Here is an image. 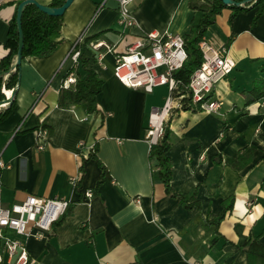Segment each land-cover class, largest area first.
I'll return each mask as SVG.
<instances>
[{"label": "crops", "instance_id": "1", "mask_svg": "<svg viewBox=\"0 0 264 264\" xmlns=\"http://www.w3.org/2000/svg\"><path fill=\"white\" fill-rule=\"evenodd\" d=\"M19 1L0 0V59L7 52L9 21ZM102 2L74 0L63 15L64 41L56 51L22 60L15 107L0 123V161L6 165L0 167L2 203L28 195L70 202L63 220L44 238L28 239L33 264H248L231 242L241 247L251 233L264 230V86L257 87L264 82V14L253 24L254 8L230 23L231 10L225 8L207 28L204 38L216 48L225 46L236 65L214 87V98L222 102L217 111H181L171 120L175 138L166 154L172 165L171 189L177 194L197 189L201 205L186 209L166 193L149 161L148 117L153 107L163 105L165 95L156 102L151 93L126 87L113 75L112 54L98 67L84 47L85 68L104 81L97 96L100 111L88 113L80 105L61 108L58 95L71 63L60 66L82 34L86 45L100 39L118 52L143 32L169 30L186 37L208 0H136L131 9L138 27L128 33L117 25L116 0L104 7ZM45 119L51 130L39 149L36 129ZM94 146L97 158H88ZM248 146L254 151L243 168L226 163ZM98 161L105 166L99 186ZM74 176L79 177L77 187L71 182ZM86 189L94 191L88 200ZM231 196L233 211L219 228L230 243L214 245L213 229L204 219L220 214Z\"/></svg>", "mask_w": 264, "mask_h": 264}, {"label": "built area", "instance_id": "2", "mask_svg": "<svg viewBox=\"0 0 264 264\" xmlns=\"http://www.w3.org/2000/svg\"><path fill=\"white\" fill-rule=\"evenodd\" d=\"M106 1L103 0L101 7ZM136 0H116L118 10L117 25L128 33L138 27L131 5ZM100 7V8H101ZM133 35V34H132ZM84 47L90 53L92 65L104 67L103 59L106 54L113 55V75L123 85L133 89H142L153 93L156 88L166 87L164 102L161 107H153L148 117L147 141L152 147L163 133L164 123L176 112L184 111V107H199L200 111L215 112L222 102L214 98L215 85L229 75L236 63L228 54L225 46L214 47L211 42L203 38L199 47L203 54L201 66L191 75L187 85L180 88V81L174 76L186 60L185 36L180 33L164 30L162 32H143L135 35L126 45L123 52H118L114 44L95 39L85 44L84 34L72 44L71 49L64 57L61 66L71 63V70L61 84V88H69L76 81L75 69L87 56ZM88 67V65H87ZM12 90L6 91L7 103ZM208 99L207 97L210 95ZM4 105V103H2ZM264 106V98L262 100ZM20 130L18 126L15 132ZM49 138L47 129L36 131V145L43 148ZM83 149L84 144L80 143ZM83 157H87L83 154ZM6 165L0 161V167ZM72 184L77 187L79 177L71 178ZM94 195L92 189H86L85 199ZM139 203L140 199L137 198ZM70 202L61 198H45L28 195L20 202L4 205L1 201L0 184V262L7 264H33L27 241L29 238H44L66 213Z\"/></svg>", "mask_w": 264, "mask_h": 264}, {"label": "trees", "instance_id": "3", "mask_svg": "<svg viewBox=\"0 0 264 264\" xmlns=\"http://www.w3.org/2000/svg\"><path fill=\"white\" fill-rule=\"evenodd\" d=\"M65 1L66 0H51L50 7H60ZM231 1V4H224L222 0H208V5L202 7L201 16L193 23L189 34L185 37L187 60L184 66L174 74L175 78L181 82L179 85L181 89H183L184 85L189 83L191 75L201 66L203 54L199 47V43L204 38L208 26L214 23L215 18L223 9L229 8L231 10L229 18L230 23H232L237 15L246 13L254 8L257 10L253 18V24L264 14V0ZM20 2L21 1L16 3V7H18ZM16 13L17 12H15L13 18L9 21L8 38L5 45L7 52L0 59V70L3 71V74L0 75V103L6 99V91L14 89L18 83L19 67L13 68L17 57L19 40ZM62 21L63 15L51 16L40 11L34 5L26 6L22 16V29L24 34L23 59L28 56L45 57L54 53L58 46L64 41L61 32ZM86 63L87 60L83 59L81 65L76 68V83L69 88L60 89L58 95L59 107L66 108L71 105H80L83 106L88 113L100 111L97 96L102 91L104 81L94 70L85 68ZM262 69L264 70V67H262ZM259 84L261 86H259ZM262 86H264V82H259L257 87L262 88ZM211 95L212 94L207 98L209 99ZM262 96H264V90L261 91L260 97ZM15 103L16 100L14 98L11 103L0 106V123L12 113ZM183 110L193 113L200 111L198 106L191 108L184 107ZM177 113L178 112H176V114ZM174 116L175 114H172L164 123L162 135L159 137L157 143L151 147L149 153L151 170L152 173H156L163 182L166 193L171 194L175 198H179L184 208H200V202L197 200V189L189 194H177L171 189L172 165L166 154L174 143L175 137L170 128L171 120ZM43 129H47L49 132L51 130L50 125L47 123V119H45L36 130ZM96 151L97 147L94 146L88 158H97ZM253 151L254 147L248 146L241 152L236 160L228 159L226 163L230 164L236 170H239L249 162ZM218 159L219 157L216 160ZM98 163L102 168V175L97 182V186L102 184L105 172V166L100 161H98ZM80 170L82 171V168ZM234 201V196L227 198L223 202V210L220 214L216 215L212 220L208 218L204 219V225L213 229L214 235L211 243L214 245L220 241H222L223 244L230 243L229 240L223 237L219 228L225 218L233 211ZM67 213H69V211ZM62 220L63 218L59 219L58 222ZM263 234L264 230L257 235L251 233L241 247L231 242L245 254L248 264H264V243L261 242V236Z\"/></svg>", "mask_w": 264, "mask_h": 264}, {"label": "water", "instance_id": "4", "mask_svg": "<svg viewBox=\"0 0 264 264\" xmlns=\"http://www.w3.org/2000/svg\"><path fill=\"white\" fill-rule=\"evenodd\" d=\"M73 1L74 0H66L65 3L60 7H50V6L42 5L39 2H37L36 0H23L20 2V4L17 7V13H16V23H17L18 34H19L18 50H17L16 61L13 65V68L20 67V64L23 60L22 56H23V48H24V34H23V29H22V16H23V12H24L25 7L28 5H34L40 11H42L48 15L62 16V15H64L65 11L69 8V6L72 4ZM222 1L224 4H231L232 3L231 0H222ZM14 94H15V89L13 90V92L11 94L10 100L7 103H5V101H3L2 103H4V105L11 103L12 100L14 99ZM2 103H0V104H2Z\"/></svg>", "mask_w": 264, "mask_h": 264}, {"label": "rangeland", "instance_id": "5", "mask_svg": "<svg viewBox=\"0 0 264 264\" xmlns=\"http://www.w3.org/2000/svg\"><path fill=\"white\" fill-rule=\"evenodd\" d=\"M165 93H166V87H159V88H156L155 91L150 94V97L156 102H159V101H162L161 97L162 95H165Z\"/></svg>", "mask_w": 264, "mask_h": 264}]
</instances>
